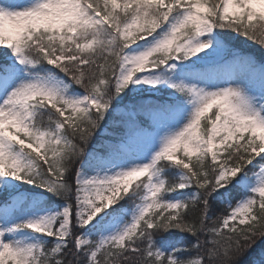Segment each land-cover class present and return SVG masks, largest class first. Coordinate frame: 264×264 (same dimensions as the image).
Segmentation results:
<instances>
[{
  "label": "snow or ice",
  "instance_id": "snow-or-ice-1",
  "mask_svg": "<svg viewBox=\"0 0 264 264\" xmlns=\"http://www.w3.org/2000/svg\"><path fill=\"white\" fill-rule=\"evenodd\" d=\"M256 49L264 0H0V264H241Z\"/></svg>",
  "mask_w": 264,
  "mask_h": 264
},
{
  "label": "trees",
  "instance_id": "trees-1",
  "mask_svg": "<svg viewBox=\"0 0 264 264\" xmlns=\"http://www.w3.org/2000/svg\"><path fill=\"white\" fill-rule=\"evenodd\" d=\"M255 54L257 56H264V52L258 49L255 50ZM0 59H2V56H0ZM262 254H264V241L258 240L253 249L246 256L242 257L241 264H255Z\"/></svg>",
  "mask_w": 264,
  "mask_h": 264
},
{
  "label": "rangeland",
  "instance_id": "rangeland-1",
  "mask_svg": "<svg viewBox=\"0 0 264 264\" xmlns=\"http://www.w3.org/2000/svg\"><path fill=\"white\" fill-rule=\"evenodd\" d=\"M4 2H7V0H4ZM17 2H22V0H17Z\"/></svg>",
  "mask_w": 264,
  "mask_h": 264
}]
</instances>
